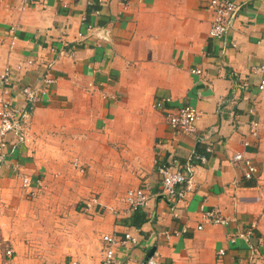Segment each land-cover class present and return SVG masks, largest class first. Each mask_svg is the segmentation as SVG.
I'll return each instance as SVG.
<instances>
[{
    "label": "crops",
    "instance_id": "crops-1",
    "mask_svg": "<svg viewBox=\"0 0 264 264\" xmlns=\"http://www.w3.org/2000/svg\"><path fill=\"white\" fill-rule=\"evenodd\" d=\"M235 1L214 39L208 0H0V96L30 122L0 163V264H100L102 236L124 233L138 244L116 249L120 264L152 250L160 264H264V0ZM45 74L55 84L27 106L20 89ZM185 105L194 132L169 124ZM174 161L191 181L177 203L157 173ZM138 188L136 225L122 198ZM213 210L228 225L204 222Z\"/></svg>",
    "mask_w": 264,
    "mask_h": 264
},
{
    "label": "built area",
    "instance_id": "built-area-1",
    "mask_svg": "<svg viewBox=\"0 0 264 264\" xmlns=\"http://www.w3.org/2000/svg\"><path fill=\"white\" fill-rule=\"evenodd\" d=\"M211 11V27L209 31V36L214 39H222L227 33L230 27V21L238 11L237 2L235 0H208L207 7ZM13 42L10 45L12 48ZM28 65H31V61H27ZM17 70L19 68L17 67ZM263 71L259 69L257 72ZM192 73L196 75H201L202 71L200 69L192 70ZM10 68H6L2 77L1 82L3 84H9L10 82ZM55 84V79L50 74H45L42 79V84L40 87H22L20 89L23 101L27 106H33L39 101V95L46 93L48 89ZM259 89H264V80L259 84ZM9 91L3 90L0 96V163L4 162L6 159V153L9 145V137H13L18 143H25L28 138L29 124L28 114L25 109H22L18 105L14 104L9 99ZM157 107L160 104L156 105ZM200 113L196 111L193 107L185 105L181 107L178 112L169 118V124L173 129L182 132H194L195 123L198 121ZM257 123H250V135L252 137H257ZM245 146L249 143L245 142ZM207 152L211 151V144H208L206 148ZM197 160L201 163L206 162L204 156H195ZM234 161L244 162V177L249 179L257 169L251 163L249 159H245L241 154H236L233 157ZM77 167V164H73ZM177 166L176 161L171 164H160L157 166V173L161 177V183L163 192L169 197L170 201L177 203L181 201L186 192L190 187V179L187 178L181 171L175 169ZM81 170V169H80ZM21 186L23 189H29L31 187V180L28 177L21 178ZM149 196L146 194L145 190L142 188L129 189L124 197L122 198L123 203L126 208L124 214L126 216H131L135 212H140L147 205ZM98 203V199L93 197L90 201L84 204L86 210L90 209ZM174 209H172L173 211ZM204 222L211 225H228V220L222 217L218 210H213L210 212L203 213ZM201 229V227H198ZM230 241L234 242L235 236H229ZM104 243L103 247V259L100 264H120L115 260V251L119 248H126L130 245L135 246L138 244V240L132 236L130 233H124L123 236L116 235H103L101 238ZM12 251H6V255L10 256ZM223 255V252H219ZM142 264H160L154 257H149Z\"/></svg>",
    "mask_w": 264,
    "mask_h": 264
},
{
    "label": "trees",
    "instance_id": "trees-1",
    "mask_svg": "<svg viewBox=\"0 0 264 264\" xmlns=\"http://www.w3.org/2000/svg\"><path fill=\"white\" fill-rule=\"evenodd\" d=\"M138 214H139V212H135L134 214H133V217H135V219L137 220V223H135L136 225H139L140 224V217L138 216ZM135 220V221H136Z\"/></svg>",
    "mask_w": 264,
    "mask_h": 264
},
{
    "label": "water",
    "instance_id": "water-1",
    "mask_svg": "<svg viewBox=\"0 0 264 264\" xmlns=\"http://www.w3.org/2000/svg\"><path fill=\"white\" fill-rule=\"evenodd\" d=\"M153 252H154V250L150 251V252L146 255L144 261H146L149 257H151V256L153 255Z\"/></svg>",
    "mask_w": 264,
    "mask_h": 264
}]
</instances>
